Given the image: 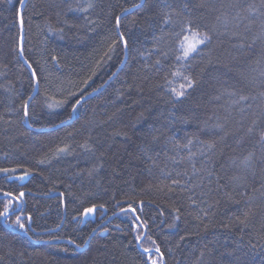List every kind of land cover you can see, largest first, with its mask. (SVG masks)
I'll return each instance as SVG.
<instances>
[{"label":"trees","instance_id":"1","mask_svg":"<svg viewBox=\"0 0 264 264\" xmlns=\"http://www.w3.org/2000/svg\"><path fill=\"white\" fill-rule=\"evenodd\" d=\"M153 260L264 264V0H0V264Z\"/></svg>","mask_w":264,"mask_h":264},{"label":"snow or ice","instance_id":"2","mask_svg":"<svg viewBox=\"0 0 264 264\" xmlns=\"http://www.w3.org/2000/svg\"><path fill=\"white\" fill-rule=\"evenodd\" d=\"M90 7H91V5H89ZM184 7L186 8L187 7V4H185L184 5ZM166 22H168L167 20H166ZM117 24H119V19L117 18ZM121 39H122V42L123 43H127V41L126 40H124L123 39V34L121 33ZM187 39V38H186ZM208 39H210L209 37H207V36H205L204 37V40H199L198 41V43H204L206 40H208ZM194 51H196V45L195 44H192V45H190L186 50H185V56H187V55H189L191 52H194ZM189 87H191L192 86V82H189V85H188ZM178 95H180V96H183L184 95V93L183 92H180ZM241 99H246L245 97H241ZM25 108H27V105H25ZM21 195H23V193H21ZM90 211V210H89ZM134 211V210H133ZM245 215V218L247 217V213H245L244 214ZM237 219L239 220V217H237ZM17 220L19 221V218H17ZM244 221H240V223H243ZM21 227H24V225L23 224H21L20 225ZM157 252H159V249H157ZM152 264H157V262L155 261V260H153L152 261Z\"/></svg>","mask_w":264,"mask_h":264},{"label":"rangeland","instance_id":"3","mask_svg":"<svg viewBox=\"0 0 264 264\" xmlns=\"http://www.w3.org/2000/svg\"><path fill=\"white\" fill-rule=\"evenodd\" d=\"M185 44H186V48H185V50H186L192 44H195L197 46L198 40H197V38H191V39H188L187 41H185Z\"/></svg>","mask_w":264,"mask_h":264}]
</instances>
